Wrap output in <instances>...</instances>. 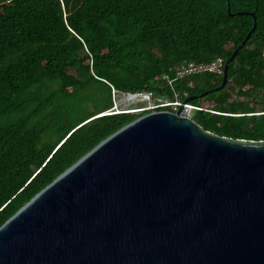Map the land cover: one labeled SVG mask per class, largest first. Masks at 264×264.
<instances>
[{"label":"trees","instance_id":"trees-1","mask_svg":"<svg viewBox=\"0 0 264 264\" xmlns=\"http://www.w3.org/2000/svg\"><path fill=\"white\" fill-rule=\"evenodd\" d=\"M263 50L264 0H0V227L147 112H114V91L190 99L204 131L264 141ZM235 51L221 90L222 75L162 79Z\"/></svg>","mask_w":264,"mask_h":264},{"label":"water","instance_id":"water-1","mask_svg":"<svg viewBox=\"0 0 264 264\" xmlns=\"http://www.w3.org/2000/svg\"><path fill=\"white\" fill-rule=\"evenodd\" d=\"M181 111L125 125L36 194L0 227V264H264V141Z\"/></svg>","mask_w":264,"mask_h":264},{"label":"built area","instance_id":"built-area-1","mask_svg":"<svg viewBox=\"0 0 264 264\" xmlns=\"http://www.w3.org/2000/svg\"><path fill=\"white\" fill-rule=\"evenodd\" d=\"M262 59L264 60V50L262 51ZM223 67H224V61L222 58H216L210 62L207 63H193V62H189V63H184L181 66H179L177 69L175 70H171L168 74H165L163 76V81L166 82L169 86H172V84L175 81L184 79L186 77L192 76V75H196V74H202V73H208V74H214V75H222L223 74ZM129 98H139L141 97L142 100H149V101H155V99H153V95L150 92H144V93H136V94H127ZM176 97V95H175ZM182 106V111H181V116L183 117H187L192 119L193 116V112L195 110H198V108L193 107L189 104H183V102H180L178 100H176L175 102H169V100L166 99H156L155 103L153 104L154 109L156 108H171L170 111L172 112H176L178 110V108ZM149 108V109H152ZM174 109H176L174 111ZM146 109H136V110H130L133 112H141V111H145ZM129 111V112H130Z\"/></svg>","mask_w":264,"mask_h":264},{"label":"rangeland","instance_id":"rangeland-1","mask_svg":"<svg viewBox=\"0 0 264 264\" xmlns=\"http://www.w3.org/2000/svg\"><path fill=\"white\" fill-rule=\"evenodd\" d=\"M128 93H120V92H113V100H114V107L113 111L118 113V112H129L126 111L127 109L135 108L136 109H146L145 111H154L153 104L155 101H149V100H142L141 97L139 98H129ZM161 100H163L161 98ZM152 108V109H149ZM126 109V110H125ZM176 109H174L175 111ZM131 113H134L133 111H130ZM139 112V111H138ZM142 112V111H141ZM173 112V111H172Z\"/></svg>","mask_w":264,"mask_h":264},{"label":"flooded vegetation","instance_id":"flooded-vegetation-1","mask_svg":"<svg viewBox=\"0 0 264 264\" xmlns=\"http://www.w3.org/2000/svg\"><path fill=\"white\" fill-rule=\"evenodd\" d=\"M150 112H153V111H147V112H145V114H148V113H150ZM145 114H142V116L145 115Z\"/></svg>","mask_w":264,"mask_h":264},{"label":"bare ground","instance_id":"bare-ground-1","mask_svg":"<svg viewBox=\"0 0 264 264\" xmlns=\"http://www.w3.org/2000/svg\"><path fill=\"white\" fill-rule=\"evenodd\" d=\"M138 112V111H137Z\"/></svg>","mask_w":264,"mask_h":264}]
</instances>
